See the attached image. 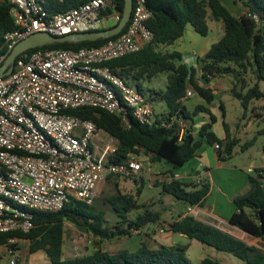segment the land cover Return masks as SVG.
<instances>
[{
  "label": "trees",
  "instance_id": "trees-1",
  "mask_svg": "<svg viewBox=\"0 0 264 264\" xmlns=\"http://www.w3.org/2000/svg\"><path fill=\"white\" fill-rule=\"evenodd\" d=\"M37 1L52 15L77 7L85 0ZM237 1L244 8V12L239 16L232 15L220 0H146V6L152 13V17L146 23L153 34L151 42L140 51L110 61L107 65L128 84H134L140 93H143L141 81H150L160 73H167L165 90L149 93L151 104L160 101L166 107L165 112L155 116L152 124L141 125L130 120V126L125 127L119 116L91 107L68 111L70 115L92 121L98 130L115 141L114 152L109 156L110 162H120L130 155H143L151 164L163 162L171 165L167 172L169 180L160 184V192L185 205L202 206L210 190V184L204 178L200 184H186L174 178V171L195 158L196 151L203 141L208 144L216 143L219 147L218 160L226 161L230 159L232 150L239 140L235 136L231 137L229 127L223 120L225 115L222 103L219 104V108L222 112L223 139H218L212 131L217 119L209 108L196 105L192 112L187 111L184 103L188 88L207 105L214 101L213 90L199 85L195 79V68L181 63L182 55L179 52H168L163 49L181 38L188 24L195 33L204 37L209 31L208 20L220 22L221 38L198 59L202 71L201 78L208 82L211 76H231L233 82L230 92L239 101L244 119L247 112L252 110L250 108L252 102L264 98V91L259 88V82H264V30H257L249 16L256 14L264 20V0ZM115 9L122 12L123 0H116ZM15 28L9 15V7L0 3V47L3 35ZM102 30L105 29L98 31ZM119 35L96 41L47 44L26 50L22 55L31 54L39 49L78 50L98 47ZM244 73H250L255 78V83L243 92L242 90L246 88L242 77ZM236 82L241 85L239 86L241 90ZM200 113L207 116V122L199 127L198 138L194 137L187 125L180 134L178 120L188 122ZM247 146L248 143L243 145ZM110 177L113 176H108ZM248 183L249 191L233 199L234 212L229 218V223L264 242V167L256 168L252 175H248ZM144 185V180L140 178L134 194H122L116 190L106 198V202L118 218L114 226L108 225L105 213L97 210L92 202L70 200L56 212H33L32 228L27 233H0V247L7 245L9 237H20L28 241V253L43 251L49 264H191L186 258V245L151 247L142 243L134 250L120 249L113 253L104 251L99 246L104 240L130 236L132 231L141 232L149 225L161 222L159 211L151 210L147 205L137 202ZM137 210L139 212L131 218V212ZM65 223L71 224L94 239V249L91 253L72 258L63 257ZM168 230L228 253L245 264H264V250L248 245L191 216H181L179 213L177 220L168 223ZM10 247L18 249L17 245ZM199 264L220 263L214 259L203 258Z\"/></svg>",
  "mask_w": 264,
  "mask_h": 264
},
{
  "label": "built area",
  "instance_id": "built-area-1",
  "mask_svg": "<svg viewBox=\"0 0 264 264\" xmlns=\"http://www.w3.org/2000/svg\"><path fill=\"white\" fill-rule=\"evenodd\" d=\"M0 3L9 7L16 26L3 35L0 67L15 44L30 34L64 36L98 31L108 29V20L115 26L121 19L116 0H85L52 15L37 0ZM249 16L257 30H264V20L256 14ZM151 17L146 0H132L127 27L117 38L98 47L20 54L12 71L0 76V233H27L33 212H56L70 200L91 203L99 183L108 176L132 178L142 169L135 155L110 162L115 141L92 121L68 111L101 109L119 116L125 127L130 126V120L141 125L153 123L149 98L107 65L151 42L153 34L146 25ZM192 92L188 88L185 97ZM178 124L182 134L185 124L181 120ZM213 148L219 149L216 143ZM195 179L200 183L202 175ZM193 207L188 205L184 215ZM165 230L157 228L160 234ZM22 240L9 237L7 245L0 247L4 264L17 263L18 249L10 245Z\"/></svg>",
  "mask_w": 264,
  "mask_h": 264
},
{
  "label": "rangeland",
  "instance_id": "rangeland-1",
  "mask_svg": "<svg viewBox=\"0 0 264 264\" xmlns=\"http://www.w3.org/2000/svg\"><path fill=\"white\" fill-rule=\"evenodd\" d=\"M113 25L114 21L111 19L106 22L107 28H110ZM213 27L214 28L210 29L208 34L203 37L195 33L192 26L188 24L185 27L182 37L176 40L172 45L165 47L163 51H177L189 61L193 62V54L202 57L209 47L218 40L217 34H215L212 30L216 29L219 31V27L216 24ZM224 76L229 78L231 80L230 82H233L231 76ZM242 77L246 86V88L242 90L244 92L255 83V78L250 73H244L242 74ZM166 84L167 73H160L150 81L140 82L142 91L148 98L151 91L165 90ZM129 85L134 87V84L132 83ZM236 85L238 88L241 86L239 82H236ZM259 88L261 91H264V82H259ZM217 99L223 104L225 115L223 120L229 127L231 137L235 136L239 140V143L233 148L229 159L230 163L238 168V171L234 173L226 172L225 176L224 174L221 175L219 171H214L217 172L215 174L216 179L219 181L222 179V181L227 182L225 189L228 191L230 185L232 187L242 180H247V175H252V173L250 174V172L248 173V171L245 170L250 163L255 166L264 165V98L254 100L252 102L250 106L252 110L247 112L245 119H242L243 110L239 101L231 94L230 91L227 93H219ZM198 100L199 97L197 95H193L192 101L189 99L190 103L193 105L196 104ZM151 105L153 110L152 119H154L156 115L166 111L164 103L160 101H156ZM212 113L217 117V121L213 124L212 129L215 134L221 136L224 134L221 123V110L218 106L213 105ZM203 116L204 114L201 113L195 115L189 122L192 121L194 123V127L199 129L200 125L207 121V119H204ZM250 116L254 119L250 120ZM245 143H248L247 147H243ZM137 158L142 162L143 160L147 161V158L143 155L137 156ZM190 163L191 161L184 165V167L186 166L185 168H187ZM168 176V174H166V176L163 174L162 177H155L142 167L138 174L132 178L110 177L103 180L99 184L92 204L97 210H101L105 213L109 226L116 225L118 218L112 212L110 205L106 202V198L115 193L116 190H119L122 194H134L137 184L139 183V179L142 178L145 183L143 188L144 193L137 198V202L138 204L147 205L151 210L161 212V221L164 223L162 227L166 228L163 233L156 234L155 227L159 224L149 225L141 232L132 231L130 236L104 240L99 244L102 250L113 253L120 249L134 250L142 243L151 247L163 243L167 245L174 243V240L172 241L171 237L175 233L168 230V223L173 221L177 214L181 213L185 204L180 201H176L175 206L169 205L172 200L171 196L161 192H159L160 194L158 193V191H161L160 188H157L160 186V181L168 179ZM138 212V210L131 212L130 217L133 218ZM64 231V258L82 256L93 251V238L76 229L69 223L64 224ZM184 245L187 246L186 258L191 264H199L203 258L214 259L220 264H245L243 261L228 253L218 251L196 240L188 239ZM17 247L18 258L16 264H49V261L43 251L28 253L27 240L20 241V243L17 244ZM257 247L264 250V242L259 241L257 243ZM2 257L3 254L0 252V264H4V259Z\"/></svg>",
  "mask_w": 264,
  "mask_h": 264
},
{
  "label": "crops",
  "instance_id": "crops-1",
  "mask_svg": "<svg viewBox=\"0 0 264 264\" xmlns=\"http://www.w3.org/2000/svg\"><path fill=\"white\" fill-rule=\"evenodd\" d=\"M220 1L230 11V13L234 16H239L244 12V8H243L242 4L237 0H220ZM207 24H208L209 30L214 28L213 26L215 24L218 25L219 31H217L216 29H213L212 31L215 34H217V38L219 40L222 36V30H221L220 22L208 20ZM211 25H212V27H211ZM192 57H193V59H192L193 62L189 61L186 57H184L182 55L181 63H183L187 67L195 68V70H196L195 79L198 81L199 85L209 87L210 89L213 90L214 101L211 105H207L195 92H192V95L186 98V101L184 104H185L188 112H192L193 108L196 105H203L206 108H209L210 111L212 112V106L213 105H216L219 107V104L222 103L221 101H219L217 99L218 94L219 93H227L231 90V82H230L231 80L229 78L225 77L224 75H215V76L209 77V81L206 82V80L204 78H201V73H202L201 65L198 63V59L200 57L196 54H193ZM193 95L194 96L197 95L199 97V100L194 105L192 103H190V101L193 100ZM189 99H190V101H189ZM221 117H222V112H221ZM203 118L207 119V116L204 114ZM245 118H246V116H245ZM154 119H155V117H154ZM216 119H217V117H216ZM253 119L254 118H252V116H250V120H253ZM206 122L207 121H205L204 123H206ZM204 123H202V124H204ZM184 124H185V126L187 125L188 127H190L194 137L198 138V129L194 127V125H193L194 123L192 121L191 122L184 121ZM212 131H213V129H212ZM215 135L218 139H223V137H224V134L221 136H218L217 134H215ZM213 145L214 144H208L206 141H203V144L201 145V147L196 151L195 158L191 160L190 165L187 166V168H185L186 166L185 167L183 166L184 168L181 167L180 169L174 171V175H178V180H180L186 184H200V183H197L196 179H195L198 174L202 175V178L207 179V181L210 184V190H209V192H208V194L204 200L203 205L202 206H194L192 209V212L187 214V216H191L194 219H196V220H198L204 224L211 225V226H213V227H215V228H217V229H219L225 233H228L229 235L245 242L248 245H252V246L257 247V243L259 241H261L260 239L253 237L251 235H248L244 231L238 229L237 227H235L229 223V218L232 215V213L234 212L233 199L236 197L242 196L249 191L250 186H249V183L247 181L248 175H247V180H242V181L238 182L239 185H238V183L233 185L232 187L230 185V188L227 191L225 189L227 182L222 181V179L220 181L218 179H216L215 174L217 172H214V171H219V173L221 175L224 174V176H225L226 172L234 173V172L238 171V168L235 167L234 165H232L230 163L229 159L226 161H219L217 158V151L214 150ZM189 162H187L186 164H188ZM251 162H253V161H251ZM142 167L145 170H147V172H149L150 174H153L155 177H162L163 174H165V176H166V174H168L167 173L168 170L171 169V165H169V164H165L163 162L151 164V163L147 162L146 160L145 161L143 160ZM261 167H264V165L255 166L252 163H250L246 167L245 170L252 169L253 172H250V174H251V173H254V170L256 168H261ZM168 180H169V176H168V179L160 181V184L163 182H167ZM157 188H160V190H161V186H158ZM159 192L160 191H158V193ZM143 193H144V190H142V193L140 194V196ZM169 203H170V201H169ZM169 205L175 206L176 201L172 199L171 204H169ZM187 206L188 205L184 206L183 210L180 213L181 216H183L185 214ZM178 215L179 214L176 215L174 220L178 219ZM161 217H162V215H161ZM160 223H161V225H160ZM160 223H157L159 225L157 227H155L156 228L155 229L156 234H159L157 231V228L158 227L161 228L162 225H164V223L162 221ZM171 240L172 241L174 240L173 241L174 243L171 245H167L164 243L160 244V245H166V246H172L175 244L184 245V243L188 241V238L184 235H181V234H173V236L171 237ZM153 247H155V246H153Z\"/></svg>",
  "mask_w": 264,
  "mask_h": 264
},
{
  "label": "water",
  "instance_id": "water-1",
  "mask_svg": "<svg viewBox=\"0 0 264 264\" xmlns=\"http://www.w3.org/2000/svg\"><path fill=\"white\" fill-rule=\"evenodd\" d=\"M132 10V0H123V9L119 22L108 29L102 31H89L77 34H69L64 36H53L45 32H37L26 36L18 41L11 52L8 54L3 65L0 67V76L9 74L12 71L14 61L17 56L29 49L42 47L47 44L59 43H80L83 41H96L115 36L124 29L129 21Z\"/></svg>",
  "mask_w": 264,
  "mask_h": 264
}]
</instances>
